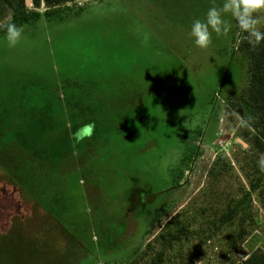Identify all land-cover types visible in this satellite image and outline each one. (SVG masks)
Here are the masks:
<instances>
[{
    "label": "rangeland",
    "instance_id": "rangeland-1",
    "mask_svg": "<svg viewBox=\"0 0 264 264\" xmlns=\"http://www.w3.org/2000/svg\"><path fill=\"white\" fill-rule=\"evenodd\" d=\"M211 5L76 0L23 25L16 47L0 34V133L27 135L45 173L34 207L0 169V264H237L264 253V152L235 119L249 59L235 28L208 49L188 35Z\"/></svg>",
    "mask_w": 264,
    "mask_h": 264
},
{
    "label": "trees",
    "instance_id": "trees-1",
    "mask_svg": "<svg viewBox=\"0 0 264 264\" xmlns=\"http://www.w3.org/2000/svg\"><path fill=\"white\" fill-rule=\"evenodd\" d=\"M36 8H39L42 2L47 9L41 14L31 8H25V0H0V15L4 13L5 8L12 11V22L18 26L33 23L44 15L47 18L62 17L61 6L76 0H32ZM4 33L0 31V34ZM241 50L249 59L248 68V87L241 96V105L238 108L243 118L248 121L246 128L252 127L255 130L253 135V144L259 152H264V42L253 47L242 41ZM27 138L18 136L10 137L0 133V169H2L9 179L22 192V196H27L33 202L34 207H43L41 198L45 190L43 181L45 180L44 170L41 168L44 157L38 150L24 142ZM45 182V181H44ZM257 185H253L256 189ZM133 198V197H131ZM250 194L239 200L235 206H229L228 211L223 215L224 222L232 219L238 214L241 205L248 201ZM42 205V206H41ZM158 214H161L159 212ZM21 234H23L21 232ZM243 264H264V253L254 251L243 262Z\"/></svg>",
    "mask_w": 264,
    "mask_h": 264
},
{
    "label": "clouds",
    "instance_id": "clouds-1",
    "mask_svg": "<svg viewBox=\"0 0 264 264\" xmlns=\"http://www.w3.org/2000/svg\"><path fill=\"white\" fill-rule=\"evenodd\" d=\"M28 7L29 0H25V8ZM233 28L237 29V43L247 41L249 45L256 47L264 42V0H221L219 4L212 0V5L204 15L192 20L188 35L196 47L208 49L213 43V34L217 38L228 37ZM0 31L4 32L7 47H16L23 39V27L12 22L11 17L6 22H0ZM235 119L238 125L246 126L251 117L245 119L236 116ZM76 139L79 141L82 137L77 135ZM257 164L259 170L264 172V154Z\"/></svg>",
    "mask_w": 264,
    "mask_h": 264
},
{
    "label": "built area",
    "instance_id": "built-area-1",
    "mask_svg": "<svg viewBox=\"0 0 264 264\" xmlns=\"http://www.w3.org/2000/svg\"><path fill=\"white\" fill-rule=\"evenodd\" d=\"M249 256L242 258L241 260H238L237 264H243V262L248 258Z\"/></svg>",
    "mask_w": 264,
    "mask_h": 264
}]
</instances>
